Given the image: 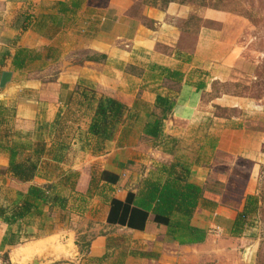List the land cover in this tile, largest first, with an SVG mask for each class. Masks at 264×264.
I'll return each instance as SVG.
<instances>
[{
	"label": "crops",
	"instance_id": "obj_1",
	"mask_svg": "<svg viewBox=\"0 0 264 264\" xmlns=\"http://www.w3.org/2000/svg\"><path fill=\"white\" fill-rule=\"evenodd\" d=\"M72 1L0 0V78L4 71L11 72L0 87V106L11 110L0 116V208L18 204L30 183H52V191L64 198L61 206L43 204L40 213L15 223L0 214V250L12 264H194L195 251L213 241L211 226H220L228 236L245 230L234 231L233 223L245 197L256 195L264 163V135L250 129L249 99L203 97L214 80H226L244 60L237 38L246 19L176 1L164 7L143 4L135 11L136 0H80L73 11L59 10L60 2L70 6ZM191 17L200 23L188 22ZM18 47L39 55L20 70L12 66ZM162 68L181 72L180 81L166 77ZM84 87L130 108L135 121L129 135L136 133L144 148L136 141L132 146L120 144L116 132L94 151L88 132L93 110L79 93ZM157 95L175 99L163 121L165 136L174 142L165 146H153L143 135L144 124L158 112ZM209 107L225 108L229 114H211L207 121ZM43 123L53 131L45 140L38 174L31 182H20L6 172L7 148L30 145ZM21 133L34 138L23 142ZM56 151L57 161L52 159ZM216 151L252 165L237 198L230 193L231 179L222 176L216 177L228 180L222 197L204 193L218 204L200 203L190 219L192 226L206 231L203 242L179 244L152 214L142 230L106 222L109 198L122 200L129 190L138 192L146 179L164 180L163 165L173 164L176 172L185 165L190 182L205 184ZM100 170L118 174V182L100 181L88 192L92 171ZM246 246L240 259L220 264H255L257 245Z\"/></svg>",
	"mask_w": 264,
	"mask_h": 264
},
{
	"label": "trees",
	"instance_id": "obj_2",
	"mask_svg": "<svg viewBox=\"0 0 264 264\" xmlns=\"http://www.w3.org/2000/svg\"><path fill=\"white\" fill-rule=\"evenodd\" d=\"M171 1L187 3L179 0H140V8L143 4L164 7ZM80 0H74L70 6L60 2V11H73L79 6ZM160 3V4H159ZM215 8V7H210ZM198 25L199 19L189 18ZM39 55L36 51L18 47L12 57V66L14 69H23L28 63L36 59ZM166 77L179 82L182 73L178 70L162 68ZM79 92V89H74ZM82 99L86 101V107L93 110L90 118L88 132L94 139V151L100 150L103 143L110 139L116 132H119V140L127 138L132 131V123L135 116L122 101L105 96L103 94L96 96L92 88H82L80 90ZM175 99L171 96L157 95L154 107L158 112H152V120L143 126V135L147 136L155 145H169L173 143L172 138H167L163 132V121L171 113ZM11 110L0 106V116L10 113ZM2 122V119L0 120ZM26 145V144H25ZM24 144L19 146H9L8 167L6 172L10 173L20 182H31L38 174L41 160L46 151V143L42 139H36L30 144L29 152L24 153ZM220 152V151H218ZM224 153V152H220ZM225 154V153H224ZM226 156H229L225 154ZM233 159H241L229 156ZM60 158L59 152L52 155L53 160ZM243 159V158H242ZM166 169L167 176L164 180L146 179L143 188L138 192L129 190L124 199L115 197L109 198V210L106 222L109 225L126 226L132 229H144L149 214L153 215L154 222L164 224L167 227V233L179 244L201 243L206 237V231L192 226L190 219L200 204H211L215 206L217 201L206 198V191H213L221 197L224 195V182L218 178H209L202 185L190 182L188 180L189 169L185 165H180V171L174 170L173 164ZM119 175L108 170L92 171L89 181L88 192L96 188L100 181L106 183H116ZM52 183H30L21 201L9 209L0 208V214L3 215L7 223H15L18 220L30 215L31 213H40V207L43 204L61 206L64 198L52 191ZM260 197L256 195H247L243 210L234 220V231H241L245 224V218L257 213Z\"/></svg>",
	"mask_w": 264,
	"mask_h": 264
},
{
	"label": "rangeland",
	"instance_id": "obj_3",
	"mask_svg": "<svg viewBox=\"0 0 264 264\" xmlns=\"http://www.w3.org/2000/svg\"><path fill=\"white\" fill-rule=\"evenodd\" d=\"M94 1L97 3L104 2V0H92V2ZM179 1L191 3L198 7H215L212 9L222 10L224 12L227 11L246 19V23H240L242 32L237 38V44L240 46L238 50L240 54H242L244 60L234 71L229 73L226 80H214L211 83V91L206 92L203 97L208 100L212 97L225 94L249 99V103L252 104L250 106L251 108H249V110L252 111L250 115V129L255 132L263 133L264 135V0ZM159 2L162 3L161 0H159ZM139 4L140 0H136L133 10L136 11ZM188 46L191 47V43H189ZM75 52L79 53L81 51L77 50ZM174 87L176 88L175 85ZM96 96H99L97 92ZM207 110L208 113L205 114V116L209 117L207 121L212 120L211 114L213 116L229 114V111L225 108L209 107ZM52 127L53 126L44 125L43 123V125L38 127L39 132H35L34 136L39 134L36 139L45 141L48 135L52 133ZM13 130L11 133L15 134L16 131L13 132ZM1 134H4V131H2ZM31 135L29 133H21V137H23L22 141L27 142L29 138H34V136ZM136 135V133L132 134V136L129 135L125 138L126 140H121L120 144L126 142L125 145L132 146V144H134L133 142L136 141L138 146L144 148L145 144H141L143 141L136 138ZM24 147L23 154H27L30 145L26 144ZM260 150L264 154V141L260 146ZM211 165V178L222 176L225 180L231 179L230 183L233 187L230 189V193L237 198L239 194L238 190H242L245 176L250 172L252 162L242 158L236 160L226 156L224 153L216 151L211 155ZM227 181L224 182V189ZM256 196L261 198L258 202L259 208L257 213H252L245 218V224L243 226L245 230L241 231V234L231 236L225 235V232L219 235L209 234L213 238V241L208 245L203 244L199 251H195L197 259L194 264H220L221 261L233 263L240 259L243 249L247 247L246 245L250 242L257 245L253 261H255V264H264V163L261 165L258 172ZM229 239L236 240L237 243L234 244L233 241L228 243Z\"/></svg>",
	"mask_w": 264,
	"mask_h": 264
},
{
	"label": "built area",
	"instance_id": "obj_4",
	"mask_svg": "<svg viewBox=\"0 0 264 264\" xmlns=\"http://www.w3.org/2000/svg\"><path fill=\"white\" fill-rule=\"evenodd\" d=\"M223 232L220 226L213 225L208 229V234L219 235ZM0 264H10L9 260L4 256L3 252L0 250Z\"/></svg>",
	"mask_w": 264,
	"mask_h": 264
},
{
	"label": "water",
	"instance_id": "obj_5",
	"mask_svg": "<svg viewBox=\"0 0 264 264\" xmlns=\"http://www.w3.org/2000/svg\"><path fill=\"white\" fill-rule=\"evenodd\" d=\"M10 77H11V72L10 71H4L1 74L0 87H3L5 85V83L9 81ZM9 262H10V260H9ZM10 264H12V263L10 262Z\"/></svg>",
	"mask_w": 264,
	"mask_h": 264
}]
</instances>
